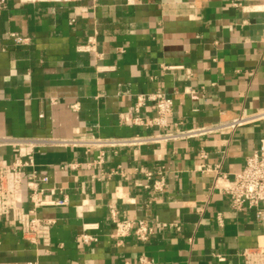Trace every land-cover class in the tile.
Here are the masks:
<instances>
[{
  "label": "crops",
  "instance_id": "1",
  "mask_svg": "<svg viewBox=\"0 0 264 264\" xmlns=\"http://www.w3.org/2000/svg\"><path fill=\"white\" fill-rule=\"evenodd\" d=\"M157 92L173 101L169 131L264 111V0H8L0 12V135L157 134L131 123L155 117L151 102L134 108ZM262 139L264 119L187 140L35 149L23 208L37 190L44 205L34 215L54 224L34 244L12 214L0 217V264H258L264 227L254 210L231 207L212 170L232 180ZM16 155L1 148L0 164ZM112 209L153 234L115 239ZM84 232L96 240L84 243Z\"/></svg>",
  "mask_w": 264,
  "mask_h": 264
},
{
  "label": "built area",
  "instance_id": "2",
  "mask_svg": "<svg viewBox=\"0 0 264 264\" xmlns=\"http://www.w3.org/2000/svg\"><path fill=\"white\" fill-rule=\"evenodd\" d=\"M7 6L8 0H0V12L6 9ZM11 38L17 44H23L26 41L25 38L17 34H11ZM193 98L196 97L193 96ZM148 102H151L155 108V117L144 119L140 116H136L131 120V123L142 126H158L164 129V131L148 136H136L132 140L116 141L80 138L71 141L52 139L23 141L11 136L0 135V149L12 147L17 153L14 163L9 164L3 161L0 164V217L12 214L14 221L20 226L23 238L28 242L35 244L39 240H45L47 238L50 227L54 224V220L38 218L34 215L36 209L44 205V201L39 198L41 194L33 189L30 195V201L33 204V209L31 210L25 211L22 203L23 192L28 188L31 189V186L36 184L35 182L37 179V175L34 171L31 174H27L25 173V168L34 165V150L40 147H65L74 145L114 148L117 146H141L146 143L187 140L224 132L233 133L236 129L244 125L264 119V111H261L251 115H241L232 120L215 124L196 126L187 129L178 128L175 131H169V118L173 113L172 99L161 92L139 95L134 108L136 114ZM128 116L129 114H126V116L123 117L124 120L127 121ZM28 148H31V150L27 151ZM202 157L205 158L206 155L203 154ZM72 167H75V165ZM201 168L210 169L208 166L204 165L201 166ZM212 171L215 172L214 187L218 188L229 197L231 207L237 211H243L246 208L254 210L256 219L264 227V139L260 141L258 149L247 158L244 168L240 172L234 174L232 180L222 171L221 166H216ZM41 180L47 181L46 178H42ZM157 190H161V187H157ZM110 213L112 221L115 224V231L112 236L115 239H120V242H122L123 238L131 235L137 240L145 242L153 234V228L144 220L133 222L129 219H119L116 209H112ZM81 238L84 243L96 240L95 237L87 232L82 233ZM259 239L260 241H258L254 251L257 256L258 264H264V232L259 236ZM248 254L249 253L246 251L243 252V255ZM220 260H222V258H220Z\"/></svg>",
  "mask_w": 264,
  "mask_h": 264
}]
</instances>
